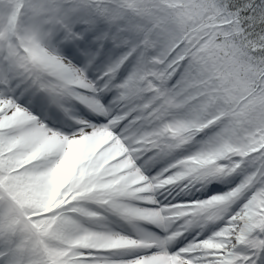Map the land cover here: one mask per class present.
<instances>
[{
  "label": "snow or ice",
  "instance_id": "snow-or-ice-1",
  "mask_svg": "<svg viewBox=\"0 0 264 264\" xmlns=\"http://www.w3.org/2000/svg\"><path fill=\"white\" fill-rule=\"evenodd\" d=\"M0 264H264V0H0Z\"/></svg>",
  "mask_w": 264,
  "mask_h": 264
}]
</instances>
